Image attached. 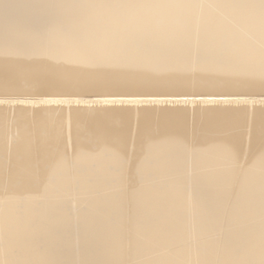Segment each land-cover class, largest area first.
<instances>
[{"label":"bare ground","instance_id":"6f19581e","mask_svg":"<svg viewBox=\"0 0 264 264\" xmlns=\"http://www.w3.org/2000/svg\"><path fill=\"white\" fill-rule=\"evenodd\" d=\"M0 264H264V0H0Z\"/></svg>","mask_w":264,"mask_h":264},{"label":"rangeland","instance_id":"374dc122","mask_svg":"<svg viewBox=\"0 0 264 264\" xmlns=\"http://www.w3.org/2000/svg\"><path fill=\"white\" fill-rule=\"evenodd\" d=\"M133 98H137V97H133ZM197 98H198V97L194 98V100H197V101L201 100L200 98H198V99H197ZM127 99H128V100H127ZM131 99H132L131 96H130V98H125V97H124V101H125V102L123 103V105H127V106L132 105L133 103H132V102H129ZM140 99H141V98H140ZM150 99H151V100H150ZM218 99H219V100H218ZM236 99H237V101H241V100H242L241 98H240V99H238V98H233V99H232V98H230V99H229V98H226V100H225L224 98H217L216 101H221V102H222V101L224 100L225 102H222V103H224V105H225V103L227 102V100L234 101V100H236ZM194 100H192V101H194ZM127 101H128V102H127ZM149 101H151V104H154L152 98L147 97V99H145V101L143 100V102H142V103H139L138 105H139V106H141V105H146V106H147ZM165 101H166V100H165ZM165 101L162 100V104H160L159 106L164 105ZM168 101H169V100H167V103H166L167 105H168V103H169ZM173 101H174V102H177V101H175V100H171V102H173ZM183 101H190V100H189V99H183ZM126 102H127V103H126ZM221 102H219V103H221ZM184 103H185V102H184ZM74 104H75V103H74ZM101 104H102V105H110V104L113 105V103H101ZM172 104H173V105H181L182 103H181V102L178 103V104L170 103V106H172ZM75 105H76V104H75ZM92 105H94V104H89V105H88V104L85 103L83 106H92ZM114 105H121V103L116 102V103H114Z\"/></svg>","mask_w":264,"mask_h":264}]
</instances>
